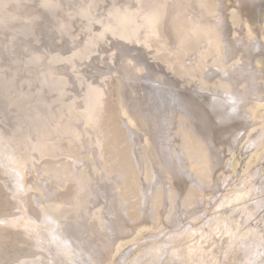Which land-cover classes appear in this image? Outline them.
I'll list each match as a JSON object with an SVG mask.
<instances>
[{
	"label": "rangeland",
	"instance_id": "rangeland-1",
	"mask_svg": "<svg viewBox=\"0 0 264 264\" xmlns=\"http://www.w3.org/2000/svg\"><path fill=\"white\" fill-rule=\"evenodd\" d=\"M104 1L58 0L56 3H44L38 0H21L8 2V7L0 9V149L5 155L0 154V264L40 262L41 258L36 254L40 251V245L35 241V237L40 235L44 241L41 247L46 248L44 252L49 249L51 252L50 257L52 259L57 257L60 264H74V260L71 259L75 258H80L82 263L86 264H224L223 255L218 246L221 238L219 240L207 239V242L206 240H204V243L202 242L206 232V227H202V225L207 223L205 219L213 218L211 211L205 210V214L201 213L198 216L200 217L199 221L196 219L197 217L193 218L196 219L193 222L190 221L192 219L181 217L170 224L164 223L157 216L155 205L153 206L155 211L153 221L147 219L143 213V211H148L150 207L152 208L149 203L151 198V201H153L155 197L153 201L155 203L158 201L156 195L159 193L163 195L169 187L163 172L165 163L156 150L158 139L165 150V155H168L165 158L170 162V153L174 152V147L179 146L178 116L185 115L186 122L190 127L192 126V129H195L197 125L203 131V125L205 124L207 130L203 132L206 137H208L209 125L204 117H202V123H200L187 116L178 102L173 104L170 101L164 107L154 102V107L158 110H152L149 114L147 106H142L141 103L133 99L131 110L133 109L132 111L136 114L133 116L129 110L131 106H128L126 95L127 85L132 81L129 75L136 74L143 79H148V81L158 80L159 78L160 82L164 84L170 79V76H167L165 77L166 80L164 74L160 73L161 71H159V77L154 76L150 74L152 73L149 71L150 67H146L148 63L155 65L151 59L154 57L151 50L156 49L162 41H165L170 50L174 51V47L171 45L175 42L174 37L171 34L169 35L170 32L167 34V29L171 25L166 22V14H164L158 26L160 35L157 38L153 35L147 38L142 37L138 43L128 40V43L132 47L134 46V49L133 52L127 50L125 53L134 56L140 49L138 55H141V64L132 70H128L130 72L123 73L122 67L119 66L120 61H113L114 58H118L116 55L113 59H110L107 54H102L105 60L100 62L96 58L98 55L100 56V53L95 52L100 43L86 48L82 46V52L77 53L78 50L74 49L72 44L78 42L79 45H84L86 36H83V34H88L86 31L89 27H87L86 21L85 23L82 21H89V19L84 13L77 15L74 8L87 7V3L92 7L97 5L96 11L92 7L89 9V15L93 16L94 13L97 15L99 12L104 11L99 5ZM114 1L128 5L127 2L130 0ZM199 1L207 6L206 10L209 17L206 19L214 21V28L224 56V60L218 63L226 71L224 75H221L213 68L212 63H205L213 69L206 68L204 75H201L205 76L209 73L208 77L200 79L199 82L206 89L232 91L230 92L232 94L227 95V97L235 101L232 97L238 96V102L235 103L243 112L244 119L248 121V127L241 128L238 131L237 141L231 142L225 155L219 157L220 164L219 170L215 174V181L218 182L220 187L216 190L214 204L218 207L222 203L223 211L213 220H215V223L221 221L220 225L224 224L222 222L229 221L230 225L233 226L231 229L236 233L233 238L234 241L231 243V246L236 245L235 253L232 255L234 257L233 264L239 261L242 264H247V261H249L248 264H264V243H262L264 227H253L256 223L262 224L264 221V200L261 199V201L263 200L262 208L258 207L256 202H253L254 199L259 197V194H264V74L258 73L252 78V82L259 83H255V87L260 95L257 99L250 101H246L245 95L251 86L243 77L247 74H244V70H251L245 57L251 61V67L264 72V49L252 51L251 54L240 51L233 57L226 56L227 42H229L231 48L236 47L231 38L240 41L243 37H246L251 40V43L262 41L261 43L264 46V0L252 1L257 6V12L255 13L242 9L240 11V0ZM147 2L155 6L151 9L152 11L164 4L168 6L176 0H147ZM77 17L81 19L75 20ZM249 19H252V21ZM89 24L91 23L89 22ZM101 42H103V39ZM145 49H149V51H145ZM146 52L147 54L142 57V53ZM194 60L195 58L192 57L190 62ZM155 66L159 68L158 63ZM58 68L63 70L61 72L62 76L59 71H56ZM110 68L114 69L113 75L115 78L111 79V83L105 81L103 83H106L107 87L113 86L114 90L110 91L109 94L103 93L93 115L97 124L96 128L101 132L102 140H104L103 145L101 144L102 154L99 159L95 134L87 129L89 126L92 128L94 126L92 125L89 103L82 104L85 102L83 88L86 83L90 82L88 76L91 72L100 74L103 78V75H109L108 69ZM40 69H42L41 73H44L42 77L36 73ZM86 69L91 70V72L87 73ZM46 72L52 73V75L55 73L67 81L68 88L65 89L64 97L58 95V92L54 90L48 92L51 94V99L48 100V97L45 96L47 95L45 91L50 90V88L46 89L43 83V80L48 81V75L45 76ZM125 76H128V78H125ZM233 77L237 81H235L236 85H233L229 79ZM136 85L137 83L134 86ZM174 88H169V90H175L177 93V89ZM130 89L133 93L132 97L134 94L147 97L144 87L137 90V88L131 86ZM238 89H242V92ZM70 90L76 93V99L81 109L77 113L78 116L73 119L78 127H82V133L80 131L78 137L79 141L76 142V138L70 134H64L65 136L63 135L61 140L68 143L70 153L59 152L58 149L61 148H51L50 152H47L43 146L46 144L53 145V136L50 137V134L45 131L41 134L44 137L49 136L50 141H43L42 149L32 148V145L37 146V143H33L34 139L36 141L40 139L38 138L39 133L33 129L36 123V119H33L35 114L40 112L46 103L50 109L53 108L61 112V106L57 109L59 107L58 103L62 105V100L64 104L70 100L67 99ZM207 92L208 90H206L203 98L199 93L197 94L198 97L194 96L193 98L201 100L202 103L206 101L209 111L214 101ZM54 94L55 97H53ZM64 100L67 102L65 103ZM146 101L148 100L146 99ZM52 103H57L58 106L56 104L52 105ZM226 104L229 105L227 101ZM38 105L41 106V108L37 107L39 110L36 108ZM51 112L54 114L52 109ZM52 117L54 119L59 118L56 114ZM29 119L30 122H28ZM216 123L218 122L216 121ZM152 127L155 129L156 136ZM183 127L185 128V125ZM84 131L88 133L84 135ZM137 138L140 142L139 149L144 150V154H140L150 168L149 175L146 172V164L142 166L141 170L136 162L133 151ZM3 140L5 144L2 143ZM56 140H59L58 137ZM116 145L120 155V161L118 162L121 164L126 162L128 165L129 159L133 160L136 170L135 183L132 180L133 175L130 174L128 178H124L123 182L117 180L114 183L111 167L123 171V165H118L114 160L108 162L115 157L113 147ZM235 147L237 148L235 149ZM79 148H81V152H76ZM17 149L21 151L19 152ZM10 151L21 153L22 158L15 160L8 157L13 161L3 159L10 156ZM128 152L130 156H128ZM76 161H80V164ZM47 167H50V171L43 172L42 175L41 172ZM126 182L128 183L126 184ZM125 186H127V189ZM140 187L144 189L141 190ZM126 193H128L129 204L124 206L123 209L126 210V213L121 216L122 218L129 217L130 222H127V231L120 232L119 229H111V227H114L116 216L114 210L110 208V204L116 196L122 197ZM244 193L249 194V197L243 200V204L246 205L238 208L235 206V201H233L234 196ZM69 195L77 196L81 204L76 201L74 205L66 207L63 198ZM230 199H232V202H228ZM49 205H52V207L60 205V207H54V209H58L56 215H50V212L54 214V211ZM249 212L252 213L248 215ZM51 217L57 219L60 223L52 221ZM245 217L250 219H246L244 222ZM36 221H39V225L44 224V228L48 229V232H37L34 229L30 231L25 226L27 222L36 224ZM71 223H75L76 227L80 228L78 230L75 228L73 231L77 234L81 244L83 243L84 252L75 251L77 250L75 244L70 245L69 242L68 246L72 250L67 251L68 249L57 238V236L62 235V230L70 234ZM237 223L242 227L236 229ZM203 228L204 233L202 232ZM238 237L241 238L237 242L239 244L235 242ZM105 239H108L110 244H105V241H107ZM196 243L198 244L196 245ZM200 244L202 247H200ZM56 249L67 253L66 255H61V253L56 255L54 254ZM245 249L248 250L247 252L250 255L246 254ZM253 252L258 253L260 258L256 255L252 257ZM104 253H106L105 256Z\"/></svg>",
	"mask_w": 264,
	"mask_h": 264
},
{
	"label": "bare ground",
	"instance_id": "bare-ground-1",
	"mask_svg": "<svg viewBox=\"0 0 264 264\" xmlns=\"http://www.w3.org/2000/svg\"><path fill=\"white\" fill-rule=\"evenodd\" d=\"M15 1H21V0H0V9H5V7H8V2H15ZM38 1L44 2V3L46 2L56 3L58 0H38ZM252 1L253 0H240L241 7L239 8V10L240 11L241 9L247 10L251 13L257 12V6L254 5L255 2H252ZM127 4L129 6L125 5L123 2L116 3L114 0H105L104 2L99 4L100 7L104 11L99 12L97 15L94 13L93 16H90L88 13L89 9L92 7L88 3L86 4L87 7L82 6L83 8L81 7L78 9L74 8L77 15L84 13L85 15H87V19H89V21L87 20L82 21L83 23H85L86 21L87 27H89L88 31H86L88 33L87 35L83 32L84 33L83 36H86L85 43L84 45L82 44L79 45L78 42L73 43L72 45H74V49L78 50L77 53L80 54L82 52V46L86 48L88 46L90 47L92 45L100 43L99 46L101 47L99 48L98 46L96 47V50H95V52L98 51L100 53V56L97 54L98 57H96L98 58L100 62L102 60H105L103 59L102 54H107V56L110 59H113L114 56L116 55V57L118 58L117 59L114 58L113 61L114 60L115 62L120 61L119 66L122 67L121 70L123 71V73L130 72L128 70L130 69L132 70L141 64V60H140L141 55L140 56L138 55L140 52V49H138L139 52L136 53L134 56L127 55V53H125L127 50L129 52H133V49H134V46L132 47V45L128 43V40H130L131 42L138 43V41L139 42L141 41L142 37L147 38L148 36L152 37L153 35L157 38L160 35L158 26L164 14H166V22L170 23L171 25V26L168 25L169 28L167 29V34L168 32H170L169 35L171 34L174 37L175 42L171 43V45L174 47V51L170 50L169 45L165 41H162L161 43L157 45L156 49L151 50V52L154 53V57L151 59L155 63V65L157 63L159 64V68L155 65L153 66L152 62H151L152 64L148 63L146 67L151 68V69L149 68V71L152 72L150 74L154 76L157 75L159 77L160 76L159 71H161L160 73L164 74V78L167 76H170V79L167 80V78H165L167 82H165L164 84L160 82L159 78L158 80L154 79V80L148 81V79H143L142 77L137 76L136 74L129 75L130 78L132 79V81H130V83L127 85L128 93L126 92V95L128 98V102H127L128 106L129 105L131 106L129 107V110L130 112H132L131 114L133 116L136 114L134 111H132L133 109L131 110L132 105H133V99H135L136 102L141 103L142 106L143 105L147 106L148 107L147 112L149 114H151L150 112H152V110H158L156 107H154V102L155 104H158L159 106H163V107L164 105L168 104V102L170 101H172L173 104L178 102L183 108V111L186 112L187 116L192 118L194 121H199L200 123H202V117H204L205 119H207L208 125H209V133L207 135L208 137H206L203 132V131L206 132L207 130V127L205 124L203 125L204 127L203 131H201L197 125L195 129H192L191 128L192 126L190 127L188 122H186L185 115L178 116L177 123H178L179 131H180V135L178 137L179 146L176 148L174 147L173 148L174 152L170 153V156H169V158L171 159L170 162H168V160L165 158L168 155L167 156L165 155L164 153L165 150L162 147L161 142H159V139H158V142H157L158 145H157L156 150L158 151L160 158L165 163V168L163 169V172L165 175L166 183L169 187L166 190L164 189L165 193H163V195L160 193L156 195L158 196V201H156L157 203L153 202L155 197L153 198V201H151L152 200L151 198L149 203L152 206V208L150 207L148 211H143V213L146 215L147 219H152L153 221L154 212H155L153 209V206L155 205L157 216H159L161 220L166 224H170L172 222L174 223L176 219H180L181 217H186L184 219L188 218L189 220L192 219L190 221L193 222L196 219L198 220L200 218L198 216H200L201 213L205 214L206 212L205 210L211 211L212 214L211 213L210 214L213 218L218 217V215H220L223 211L222 203H220L218 207L217 205L214 204L215 202L214 196L215 194H217L216 190H218V188L220 187L218 182L215 181L216 179L215 174L219 170L218 168L220 164L219 157L225 155L226 149L230 148L231 142L237 141L238 139L237 136H239L238 131H240L241 128L245 129L246 127H248V121L244 119L243 112L240 111V108H238L237 104L235 103L236 101L238 102V99H237L238 96L231 95V96H234L232 97V99H235V101H232L229 97H227V95L232 94L230 93L232 91H228V90L220 91V90H215V89H206L202 87L199 82L200 79L205 78L206 76L208 77L209 73L205 76H202L204 75V70L206 68L209 70H212L213 68H215L221 75H224V73L226 72L225 69L219 66V63H218L219 61L224 60V56L222 55V48H221L222 46L219 43L215 28H214V21H209L208 19H206L207 17H209V13L206 10L207 6H205L199 0H176V2H173L172 4H169L168 6L164 4L162 7H158L157 9L152 10V11L151 9H153V7L155 6L148 4L147 0H130L129 2H127ZM92 8L96 11L98 6L96 5V6H93ZM61 16L64 17V15L62 14ZM79 18L80 17H77L75 20H79ZM249 20L252 21V19H249ZM89 22L91 24H89ZM202 22H204L205 24ZM83 23H80V24L82 25ZM80 24L79 26H81ZM102 39H103V42H101ZM231 40L234 46L236 47L231 48L229 42H227V52H226L227 55L226 56L233 57L235 54L239 53L240 51L245 54H251L252 51H255V50L258 51L259 49L260 50L264 49V46L261 43L262 41L260 43H251V40L247 39L246 37H243L240 41L235 38H231ZM111 44H112V47H111ZM149 49H145V51L146 50L149 51ZM145 54H147V52L142 53V57H144ZM192 57H194L195 60L190 62ZM245 60L249 62L248 65L250 66V69H251L250 71H248V69L244 70V74L246 73L247 74L243 76L245 81H247V83H250V86H251V88H249L246 91L247 93L245 95L246 101L247 100L250 101L252 99L253 100L257 99L260 95L256 91V87H255L256 86L255 83L257 82L255 81L252 82V78H254V76L257 75L258 73L264 74V72L257 71L256 68L251 67V61L248 60L247 57H245ZM198 63L200 64L198 65ZM205 63H210V64L212 63L213 68L210 67L209 65H206ZM113 70H114L113 68L108 69L109 75H106V76L103 75V78H101L100 74L93 73L91 72V70L89 71V69H86L87 73L91 72L90 76H88L90 82L86 83V85H84V88H83L85 91V95H83L85 97V102H83L82 104L85 105L86 103H89L90 110H91L92 125L94 126L93 128L89 126L87 129L94 132L95 134V140L97 143L99 159L102 154L101 146L103 145L102 142L104 140H102V135L100 134L101 132H99L98 129L96 128L97 124L95 123L96 120L94 119L95 116L93 115L96 110L97 103L99 99L103 96V93L109 94L110 91L114 90L113 86L112 87L109 86L110 87L109 88L106 86V83L105 84L103 83L104 81L111 83V79L115 78L113 75L114 74ZM41 71L42 69L36 71V73L40 77H42V74H44V73H41ZM56 71H59L60 73L63 72V70L59 68L56 69ZM54 74L52 75V73L46 72L45 76L48 75V78L46 77L48 81L46 82L43 80L44 87H46V89L50 88V90L47 89L45 91V93H47V95L45 96L48 97V100L49 98L51 99L50 97L51 94L48 93L49 91L51 90L57 91L58 95H63L62 97H64V92L66 91L65 89L68 88L67 81L61 78L63 74L61 73L60 77L56 74L55 76ZM125 78H128V76H125ZM229 79L231 80L233 85H236L237 81L234 79V77L229 78ZM112 81L114 82V80ZM134 82L137 83L136 86H134L135 85ZM131 86L133 88H137V90L142 89V87H144V90L146 91L145 94L147 97H144L141 95H135V94L132 97L131 96L133 94L131 93L132 90L131 89L129 90V87L131 88ZM166 86L169 88L175 87L177 89V93L175 92V90L174 91H172V89L169 90V88H167ZM206 90H208L207 92L208 95L214 101L209 111H208L209 106L207 105L206 101L202 103L201 100L193 98L194 96L198 97L197 95L198 93L201 94V98H203V95L206 94ZM238 91L242 92V89H238ZM233 93H234V90H233ZM55 96L56 95L54 94L53 97ZM67 96H66L67 99L69 98L70 100L68 102L66 101L67 102L66 103L65 102L66 97H65L64 102L66 104L63 103V100H62V105H60L61 103H58L59 107L57 109H59L61 106L60 108L61 112H59L60 110L51 108L54 111V114H56V116L59 117L57 119L56 118L54 119L52 117V115L54 114L53 112H51L50 107H47L49 106L47 103L46 104L44 103L45 105L43 106L45 107H42V108L39 105L36 106V108L40 107L41 110L38 113L35 112L36 113L35 118L33 119H36V123L34 124L35 126L33 129L35 132L39 133V136L38 135L37 136L40 139H38V141L34 139L33 143H37V146L32 145V148L36 147L37 149H42V142L43 141L47 142L48 140L50 141L49 136L50 137L53 136V145L46 144L45 146H43L45 147V150H47V152L48 151L50 152L51 148L53 149L61 148V149H58L59 152L70 153L68 143H64L61 140L63 135L70 134L71 136L76 138L77 140L76 142L79 141L78 137H79L80 131L82 133V127L81 126L78 127V124L75 121H73V119L74 117L78 116L77 113L80 112L81 110L80 105L77 102L76 93H74L72 90L68 92ZM146 99L148 101H146ZM226 101L227 103H229V105L226 104ZM53 104L54 103H52V105ZM55 104L56 106H58L57 103ZM216 121L218 123H216ZM28 122H30V119ZM184 125H185V128L183 127ZM152 130L154 131V134L156 136V132L153 127H152ZM45 131L46 133H49L50 135L47 137H44V135H42L41 133L42 132L45 133ZM86 133L88 132L84 131V135H86ZM57 137L59 140H56ZM2 143L5 144L4 140L2 141ZM139 143L140 142L137 138L135 140V147L133 151L135 158H136V162L138 164L139 169H141L142 166L146 164V172L149 175L150 168H149V165L146 163L144 157L142 156L144 154V150L139 149ZM116 147L118 146L116 145L113 147L114 149L112 148L113 154H115L114 159L112 160L110 159L109 161L108 160L106 161L110 162L114 160L118 165H120L121 163L118 162L120 161L119 159L120 155ZM236 148L237 147H235V149ZM18 151L20 152L21 150L19 149ZM76 152H81V148L77 149ZM0 154H3L1 152V149H0ZM9 155L10 156H6L3 159H6L7 161L8 160L13 161L9 158H14L15 160H19L22 158V154L16 151H10ZM128 156H130L129 152H128ZM76 162L80 164V161H76ZM121 165H123L122 166L123 171L115 170L116 167L115 168L111 167L112 169L111 173L113 176L114 183L117 180L123 182L124 178L129 177V174L133 175L132 180H133V183H135L136 182V170L134 167L133 160L129 159L128 165L126 162ZM14 170L15 172H17L16 169ZM48 171H50V167H47L46 169L44 168L41 174L43 175L44 174L43 172H48ZM77 177L79 176L77 175ZM127 183L128 182H126V184ZM74 185H76V183H74ZM76 187H78V185H76ZM125 187L127 189V186ZM72 189H74V187H72ZM142 189L144 188H141V190ZM127 194L128 193L124 194V196L122 197L116 196L117 198L115 197L113 202H111L110 204V208L114 210L115 216H116L114 218L115 219L114 220L115 224L113 225L114 227H111V229L113 230L119 229L120 232H126L127 222L128 223L130 222L129 217L126 216L125 218H122L121 216L122 214L126 213L125 212L126 210L123 209L124 206L129 204ZM258 196L259 197L257 199H254L255 201L253 202H256L258 204V207L262 208L264 194L262 195L259 194ZM234 197L235 198L233 201H235V206L239 208V207L246 205V204H243L244 202L243 200L249 197V194L248 193L237 194ZM261 199L263 200L261 201ZM76 201L79 202L78 204H81V201L77 199V196L73 197L72 195H69L66 198L65 197L63 198V203L66 204V207H68V205H74ZM228 202H232V199H230V201ZM49 206L54 211V214L50 212V215H56V213H58V209H54V207H60V205H54V207H52V205H49ZM251 213L252 212H249L248 215H250ZM193 218H196V219H193ZM213 218L205 219V222L207 220V223L202 225V227H206L205 228L206 232L204 235L205 238L202 240V242L204 243V240H206L207 242L208 241L207 239L219 240L221 238V240L218 242V246H219V251L223 255L222 256V260L224 261L223 263L233 264L234 257H232V255L233 253H235V246H236V245L231 246L232 241H234L233 238L236 236L235 231L231 229V227L233 226L230 225L229 221L222 222L224 224L220 225L221 221L220 222L217 221L219 224L217 222L215 223V220H213ZM250 218L245 217L243 220L245 222L246 219L248 220ZM261 218L258 217L259 220H261ZM51 220L57 221V223H60L57 219L53 217H51ZM38 223L39 221H36V224L27 222L25 226H27L30 229V231L34 229L37 232H41V231H45V233L48 232V229L44 228V224L39 225ZM236 225H237L236 229H239L240 227H242V226H239L238 223ZM263 225H264V221L262 224L259 222L256 223L253 227H264ZM70 227H71L70 234L62 230L63 232L61 233L62 235L57 236V238L68 249L67 251L70 252L72 250V248L68 246V244L70 243L71 245L72 243H74L75 248L77 249L75 251H78V252L80 251V253L84 252L82 248L83 243L81 244V242L77 238V234L73 231L75 228L77 230L80 228L76 227L75 223H71ZM207 227H213V228H207ZM202 232L204 233V228ZM54 236H56V234H54ZM101 238L103 239V236ZM240 239L241 238L238 237L235 240V242L236 243L239 242ZM105 240H107L105 241V244L107 245L110 244L108 239H105ZM35 241L36 243H38V245H40V251L36 254L41 259H43V261H41V259L39 258L40 262L35 261L29 264H60L58 262L57 257L53 259L50 257L51 252L49 249H47V251L44 252V249L46 248L44 246L41 247L44 244V241L42 240L41 235L39 237H35ZM262 243H264V239L262 240ZM197 244L198 243H196V245ZM200 247H202L201 244H200ZM241 248L243 247L241 246ZM102 251L104 250L102 249ZM247 251L248 250H246V254H249V252ZM107 252L108 250L106 251V253ZM58 253H61V255H66L67 252L66 253L61 252L60 249L54 250V254L57 255ZM106 253H104V256ZM217 254H214V255H217ZM254 255L260 258L258 253L253 252L251 254L252 257ZM76 257L78 256L76 255ZM209 259L211 258L209 257ZM71 260H74L73 261L74 264H86V263H82L80 258H75ZM88 262H89V259H88ZM239 262L236 264H242L241 262L240 263ZM248 262L249 261H247V264Z\"/></svg>",
	"mask_w": 264,
	"mask_h": 264
}]
</instances>
